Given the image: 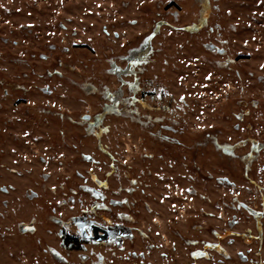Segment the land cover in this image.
Here are the masks:
<instances>
[{
  "label": "rangeland",
  "instance_id": "rangeland-1",
  "mask_svg": "<svg viewBox=\"0 0 264 264\" xmlns=\"http://www.w3.org/2000/svg\"><path fill=\"white\" fill-rule=\"evenodd\" d=\"M1 201L131 229L101 264H264V0H0Z\"/></svg>",
  "mask_w": 264,
  "mask_h": 264
},
{
  "label": "flooded vegetation",
  "instance_id": "flooded-vegetation-1",
  "mask_svg": "<svg viewBox=\"0 0 264 264\" xmlns=\"http://www.w3.org/2000/svg\"><path fill=\"white\" fill-rule=\"evenodd\" d=\"M229 28L233 32H238L234 25H230ZM228 44L229 40L226 37L222 40L221 49L214 45H208L206 48L211 53L222 56L226 79H231L233 74L235 77H241L240 67L244 55L232 53V48ZM262 80L258 77V81ZM1 191L9 194L6 187H2ZM23 196L29 204L42 198L41 193L30 189L24 191ZM12 204L1 201V210L8 212ZM24 204L26 203H17L18 208ZM36 204L40 206L39 217L21 219L13 223V227L0 224V264H84L85 252L88 251L91 254L97 251V259L92 260L91 264H101L103 258L100 256V249L121 248L126 242L131 243L134 240L132 230L127 227L110 223L101 225L84 212L75 215L57 213L58 208L51 201ZM5 212L0 211V221L4 220ZM11 231L15 238L7 242L8 233ZM71 256H75L77 261L71 259Z\"/></svg>",
  "mask_w": 264,
  "mask_h": 264
},
{
  "label": "water",
  "instance_id": "water-1",
  "mask_svg": "<svg viewBox=\"0 0 264 264\" xmlns=\"http://www.w3.org/2000/svg\"><path fill=\"white\" fill-rule=\"evenodd\" d=\"M125 6H128V4H125ZM85 119L89 120V119H90V117H86Z\"/></svg>",
  "mask_w": 264,
  "mask_h": 264
}]
</instances>
